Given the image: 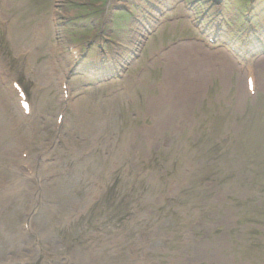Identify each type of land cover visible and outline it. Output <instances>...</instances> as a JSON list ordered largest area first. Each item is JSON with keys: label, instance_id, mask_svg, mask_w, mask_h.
Here are the masks:
<instances>
[{"label": "rangeland", "instance_id": "1", "mask_svg": "<svg viewBox=\"0 0 264 264\" xmlns=\"http://www.w3.org/2000/svg\"><path fill=\"white\" fill-rule=\"evenodd\" d=\"M69 1L70 8L67 6ZM197 1L0 0V60L6 66H11L14 75L18 76L20 71L25 70L24 66H20V61L26 66L38 64L47 67L44 55L50 43L46 41V35L52 28L51 10L59 29L61 25L65 26L66 21L71 25V29L61 30V35L71 36L78 41H97L103 27H111V21L116 19V12L123 10L130 17L121 21L122 30L114 32L112 29L103 35L112 40V43H106L104 50L109 54L111 50L123 52L124 49L136 48L135 54L138 55L137 60L120 79L86 89L82 86L89 81L87 78L75 77L67 82L69 99L63 122L66 120L64 131L69 133L70 129L72 135L61 136L60 131V140L64 145L58 141L50 145L54 119L63 108V103L61 92L51 83L49 73L43 78L31 72L21 74L23 81L31 85L29 99L33 117L30 120L34 130L41 136L40 142L29 136L23 121L16 116L19 115L17 105L7 99L0 83V102L5 101L8 115L15 117L8 126L20 127L17 134H11V130L5 125V119L0 117V223L7 218L18 223V213L28 202L24 190H31L33 186L24 176L19 175L24 172L20 164L13 161L16 157L13 151L21 143L30 142L31 139L32 143L37 144V148L35 144L29 147L33 150L30 162L51 164V167H43L40 174L34 176L44 188L50 187L47 191L50 195L58 194L61 187L70 192V186L74 184L70 173L63 177L61 175V178L66 179L65 182H61L57 176L62 174L61 168L73 160H79L81 169L94 164L99 171L97 175L100 180L104 166L109 167L112 175L134 173L140 177L142 192L137 202L133 203L132 200L129 204L132 209L128 210L129 216L125 224L112 227L99 236L100 243H108V247L114 250L113 260L106 258V263H102L97 255L94 256L93 245L86 242L76 245L75 239L83 235L86 223L77 224L73 216L67 219V228L63 233L56 235L51 232L46 242L42 229L46 224L43 223L42 227L40 224L45 206L40 205L38 217H32L30 221L32 225L37 222V227L40 228L37 230L36 226L32 227L35 237L31 241L41 253L34 260L37 264H58L44 254L47 253L46 245L57 243L64 250L63 241L70 245L68 253L76 251L90 256L94 264H177L179 260L183 264H264V237L254 235V228L249 224H244L237 231L235 214L231 210H224V204L233 190L227 188L228 192L217 189L208 192L205 187H195L196 181L204 179L203 176L209 171L204 172L205 147L199 143L194 144L197 135L205 133L210 136L211 130L219 129L222 133L220 138L206 137L205 141L211 144L224 140L226 142L223 144L228 148L236 145L229 152L228 158L218 159L213 169L214 178L218 180L232 175L239 178L246 172L250 162L264 158V124L261 125L262 140L247 137L240 139L245 126L241 117L248 116L251 106L255 104L246 91L248 74L255 84L258 97L256 101L264 104V65L260 64L263 61L261 57H254L248 64L239 67L233 57L221 47L219 40L213 39L212 45L210 37L205 35L206 31L202 32L203 27L196 19L201 10L200 2ZM214 1L216 0H202L201 3L214 11L220 8L227 11L233 6L227 17L230 18L229 23L234 33H247L246 30L251 27L248 26L250 24L245 26L238 22V17L242 15H251V20H257L253 24L257 35L259 31H264L261 28L264 25V8L261 9L260 4L262 0H222L219 4H214ZM47 7H51V10ZM85 8H88L90 16L83 14ZM249 8L250 14L247 12ZM21 15L23 19L20 21ZM72 18L75 19L71 20ZM153 18H156L155 25H152ZM207 20H203L202 24L207 23ZM5 23L11 29L16 26L29 39L24 40L25 35L21 39H14L15 32L9 33V39ZM79 24L82 27L76 26ZM224 26L225 23L222 28L232 33ZM210 30L211 28L207 31ZM140 35L144 39L141 40ZM62 41V38L57 39L56 45L62 47ZM32 42L34 46L26 50L25 46ZM33 55H36L35 58ZM20 56L23 59L16 63ZM106 94H110L112 99L101 109L105 103L101 99ZM144 98L148 102V108H145ZM98 109L101 110L96 118L95 129L85 132L80 140H75L73 134L78 130L77 123L84 122L89 112H96ZM76 114L80 115L79 119ZM68 120L72 128L67 127L70 124ZM106 128L109 130L106 142L110 141L106 144L107 152L104 155V160L109 161L107 164L99 167L95 155L84 160L74 156V153L92 150L96 134L100 135ZM137 134L145 136V142L141 146L134 139ZM11 135L15 138L9 139ZM258 143L263 145L258 148ZM129 144H135L138 150L131 152V158L127 159L125 151ZM55 156H58L56 161L53 160ZM47 158H52V161H47ZM175 158H179V168L175 175L169 176L166 173ZM191 159L196 163H192ZM59 161L63 163L59 165ZM156 161L160 169H156ZM71 171L76 172L74 166ZM9 180L13 184L7 186L6 182ZM18 180L24 182L23 187H20ZM81 182L85 188L89 187L85 180ZM206 184L209 183L204 186ZM4 193L15 197L10 201ZM42 197L44 201V192ZM151 202L156 206L149 207ZM2 205L4 209H1ZM229 205L233 206L230 202ZM87 206L88 204L82 207L83 212H86ZM245 211L247 210L242 214ZM55 212L59 214L60 208ZM193 221L200 226L192 227ZM187 227L191 228L181 239L179 235ZM137 231L140 233L137 234ZM154 231L166 235V241L161 239L155 244L142 247L141 250L151 252L148 254V262L139 261L138 252L141 250H138V236L142 234L148 237ZM195 235H202L203 240H196ZM184 242H188L189 246ZM99 245L101 244L98 247ZM26 255L27 251L22 248L21 256ZM51 256L58 261L57 255ZM106 256L105 253L104 257Z\"/></svg>", "mask_w": 264, "mask_h": 264}, {"label": "bare ground", "instance_id": "2", "mask_svg": "<svg viewBox=\"0 0 264 264\" xmlns=\"http://www.w3.org/2000/svg\"><path fill=\"white\" fill-rule=\"evenodd\" d=\"M262 61H263V62H262V63H260V64L264 65V58L262 59Z\"/></svg>", "mask_w": 264, "mask_h": 264}]
</instances>
